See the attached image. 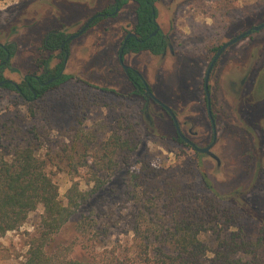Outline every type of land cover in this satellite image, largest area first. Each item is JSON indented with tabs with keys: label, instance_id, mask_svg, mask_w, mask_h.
Listing matches in <instances>:
<instances>
[{
	"label": "rangeland",
	"instance_id": "obj_1",
	"mask_svg": "<svg viewBox=\"0 0 264 264\" xmlns=\"http://www.w3.org/2000/svg\"><path fill=\"white\" fill-rule=\"evenodd\" d=\"M113 4L0 0V42L15 44L5 77L19 84L25 75L53 72L59 50L43 49L47 35L63 30L69 38ZM155 5L156 21L174 52L126 53L123 61L141 71L182 129L188 133L193 124L201 134L197 144H205L211 124L202 79L213 48L263 22L264 0H156ZM133 8L129 1L71 38L62 73L73 77L41 98L26 102L0 85V155L12 158L16 148L32 144L62 202L74 183L94 188L47 241L50 250L95 264H145L142 257L153 250L152 244L145 250L146 236L169 221L165 192L176 191L173 204L183 203L182 190L209 194L203 175L220 203L238 213L245 235L255 236L264 225V75L255 85L264 61V27L229 46L212 76L217 142L210 157L180 143L158 105L150 102L152 122L145 118V100L132 92L118 60L120 41L136 22ZM252 55L259 60L245 73ZM245 74L238 92L231 81ZM34 125L35 131L28 129ZM117 134L131 138L135 147H120ZM42 214L38 205L19 227L0 236V264L26 258L31 241L41 234Z\"/></svg>",
	"mask_w": 264,
	"mask_h": 264
},
{
	"label": "trees",
	"instance_id": "obj_2",
	"mask_svg": "<svg viewBox=\"0 0 264 264\" xmlns=\"http://www.w3.org/2000/svg\"><path fill=\"white\" fill-rule=\"evenodd\" d=\"M129 1L134 7L137 35L126 39L121 49L122 55L143 49H148L154 54L162 53L168 44L167 36L160 31L152 35L157 25L156 0H114V4L104 10L113 11L116 7L119 9ZM99 19L100 17L95 18L90 26ZM68 36L63 30H53L43 40L44 50H59L60 62L53 72L45 69L40 75L41 81L62 70L69 51L70 41L66 39ZM219 46H214L213 50L216 51ZM14 49V43L0 45V59H5L7 54L11 56ZM3 67L0 65V81L4 79ZM124 72L132 83V92L143 95V84L136 71L129 67ZM72 77L71 74L61 73L58 79L41 85L34 75H27L18 87L10 80H5L3 86L16 90L26 102H30L41 98L47 90ZM35 128V125L28 127L31 131H35ZM177 139L180 143L188 145L179 135ZM115 142L120 147L125 145L127 149L135 147L131 138H124L121 134H117ZM203 178L205 187L210 190L209 194L199 195L182 190L180 198L183 203L173 204L176 191L170 188L165 192L170 211L169 221L164 228L151 231L154 232L151 238L146 236L145 250L151 244L153 250L150 254H144L143 263L264 264V225L255 236L245 235L238 223V213L230 206L222 205L211 183L204 175ZM98 186L99 183L96 184V187ZM93 191L94 188L83 190L74 183L66 190L65 202H62L58 196L56 182L46 172L43 160L36 155L30 143L16 148L12 158L0 155V236L19 227L27 214L38 205L43 208L40 236L31 241L26 258L14 264H95L65 257L60 254L62 251L59 249L50 250L47 241ZM199 197L201 198L198 201Z\"/></svg>",
	"mask_w": 264,
	"mask_h": 264
},
{
	"label": "flooded vegetation",
	"instance_id": "obj_3",
	"mask_svg": "<svg viewBox=\"0 0 264 264\" xmlns=\"http://www.w3.org/2000/svg\"><path fill=\"white\" fill-rule=\"evenodd\" d=\"M106 9V8H105ZM117 11H118V8L116 7L113 11H105L104 9L102 10V12H99V14H101V15H98V16H95V15H93V16H95L94 18H92V20L90 21V23L95 19V18H97V17H108V16H113V15H115L116 13H117ZM98 14V13H97ZM92 16V17H93ZM91 18V17H90ZM90 18H88L87 19V21L90 19ZM86 21V22H87ZM85 22V23H86ZM264 22V21H263ZM84 23V24H85ZM90 23L88 24V26L87 27H89L90 26ZM136 23V22H135ZM156 23H157V21H156ZM262 23V22H261ZM83 24V25H84ZM86 27V28H87ZM253 26H251L250 28H247L246 30H248V29H251ZM264 27V26H263ZM263 27H261V28H263ZM86 28L84 29V31L86 30ZM156 28H157V30H156ZM260 28V29H261ZM80 30V29H79ZM78 30V31H79ZM156 30V31H155ZM155 32L153 31L152 32V35H155L157 32H161L163 35H165L162 31H161V29H160V27H159V25H158V23H157V25H156V27H155ZM259 30V29H258ZM77 31V32H78ZM83 31V32H84ZM245 31V30H244ZM254 31H256V30H253V31H251L249 34H251L252 32H254ZM77 32H75L74 34H72L71 36H73L74 35V37H72V38H75V37H78L79 35H81L82 33H80L79 35H75ZM129 32H131V33H133V35H130V36H136L137 34H136V32H135V24H134V26H133V28H132V30L131 31H129ZM129 32H127L125 35H124V37L121 39V41H120V44H119V47H118V55H119V52L121 51V49H122V47H123V45H124V43H125V41H126V39L128 38V37H130V36H128V33ZM243 32V31H242ZM241 33V32H240ZM239 33V34H240ZM249 34H247V35H249ZM70 35V34H69ZM238 35V34H237ZM246 35V36H247ZM166 36V35H165ZM236 36V35H235ZM235 36H233V37H235ZM246 36H244V37H246ZM232 37V38H233ZM243 37V38H244ZM232 38H230L229 40H231ZM243 38H241V40L243 39ZM67 40H71V39H68V37L66 38ZM229 40H227V41H229ZM240 40V39H239ZM167 41H168V44H167V46L165 47V49H164V51L162 52V53H160V54H154V53H152L151 51H149L148 49H143V50H140V51H138V52H128V53H140V52H142V51H147V52H149V53H151V54H153V55H159V56H164L165 55V53L169 50L170 52H174L173 50H172V46H171V44H170V40H169V38L167 37ZM227 41H225V42H227ZM238 41V40H237ZM237 41H235V42H237ZM225 42H223V43H221L220 44V46H219V48L222 46V44H224ZM235 42H232L231 44H229V45H227L222 51H221V53L218 55V57L216 58V60H215V62H214V64H213V66H212V68H211V70H210V73H209V76H208V80H207V91H208V93H209V99H210V102H209V106H210V111H211V115H212V118H213V120H214V125L212 124V122H211V118H210V116H209V113H208V110H207V115H208V118H209V120H210V124H211V138H210V140H209V142H207V143H205V144H200V145H198L197 144V140L198 139H200V136H201V134H200V132H199V130H196V129H193V124L191 125V127L187 130L188 131V133H186L183 129H182V124H181V122L179 121V119H178V117H177V114L175 113V111L171 108V107H169L171 110H172V113H173V115L175 116V119H176V122H177V124H178V126H179V129H180V131L182 132V134L185 136V137H187L191 142H193L194 144H195V146H197V147H206V146H209V152H211L212 154H209V153H207V152H200V151H197L196 149H195V147L192 145V144H190L189 142H187L186 140H184V138H182L180 135H179V133H178V131H177V128H176V126H175V122H174V119H173V116H172V114H170V112H168L167 111V109L164 107V105H166L161 99H159L155 94H154V92H153V90H152V86L146 81V79L144 78V75L141 73V71L136 67V66H129V65H127V64H125L124 63V61H123V63L126 65V67H124L123 66V64H122V69H123V71L124 70H127L129 67L130 68H132L133 70H135L136 71V73L139 75V78L141 79V81H142V84H143V89H144V92H143V95H140V96H142L143 98H144V100H145V103H146V105H145V108H144V116H145V118L151 123L152 122V118H151V113H152V110H153V106L151 105V103H153V104H156V105H158L160 108H162L166 113H167V115L171 118V120H172V122H173V124H174V127H175V130H176V133H177V135H179L183 140H184V142L186 143V144H188V145H190L191 147H193L194 148V150L196 151V152H200V153H203V154H206V155H208V156H210V157H214V151H213V147H214V145H215V143L217 142V130H216V121H215V116H214V114H213V111H212V98H211V91L213 90V88H214V86H212V83H214V81L212 80V76H213V74H214V72H215V69L217 68V66H218V63L220 62L219 60H220V58L222 57V55H223V53L228 49V47L229 46H231L233 43H235ZM1 44L0 45H4V44H6V43H2V42H0ZM8 43V42H7ZM218 48V49H219ZM218 49L216 50V51H214V53H213V55L211 56V58H210V60H209V62H208V65H209V63L211 62V60L213 59V57H214V55L216 54V52L218 51ZM126 54V53H125ZM124 54V55H125ZM123 55V56H124ZM9 58H10V55L9 54H7L6 55V57H5V59H0V65H3L4 67H3V70H2V75L4 76V79H2V80H11V79H9V78H7V77H5V75H4V70H5V68H6V66H9V64H7L8 63V60H9ZM252 59L248 62L249 64H245L244 65V67L246 68V70H245V73H247L248 72V69L250 68H252V66H251V64H253V63H255V62H258L257 60H259V56H256V55H252V57H251ZM254 59V60H253ZM118 60H119V56H118ZM227 60H229V59H227ZM241 61V60H240ZM119 62H120V60H119ZM244 61H241V63H243ZM121 63V62H120ZM245 63H247V62H245ZM208 65H207V67H208ZM64 67V66H63ZM207 67H206V70H207ZM54 70H55V68H54ZM53 70V71H54ZM62 70H63V68H62ZM62 70L60 71V73H56V74H54V75H50V76H48L47 78L48 79H45L44 81H41L40 80V75L44 72H42V73H40V74H32V75H34V77L36 78V80L41 84V85H46V84H49L50 82H52V81H54L55 79H58V77H59V75L62 73ZM206 70H205V72H204V76H203V79H202V89H203V93H204V100H205V104H206V108H207V96H206V91H205V81H204V77H205V73H206ZM125 73V72H124ZM125 75H126V73H125ZM264 75V61L263 60H260V64H259V70H258V76H257V80H256V83L257 84H255L257 87L259 86V85H261L260 83V81H261V76H263ZM26 76L27 75H25L24 76V78H23V80H25L26 79ZM127 76V75H126ZM246 74L244 75V76H238L237 77V79H234V80H232L231 81V84L238 90V92H240L241 91V89H242V85L246 82ZM1 80V81H2ZM12 81V80H11ZM130 81V80H129ZM12 83L14 84L15 82H13L12 81ZM131 83V82H130ZM146 83V84H145ZM28 84H29V82H28ZM14 85H17L16 87H18V84L16 83V84H14ZM131 86H132V83H131ZM146 87H148V89H149V91L151 92V94H149V92H148V90H147V88ZM256 87V88H257ZM132 90H133V86H132ZM153 95V96H152ZM151 102V103H150ZM208 109V108H207ZM189 134V135H188Z\"/></svg>",
	"mask_w": 264,
	"mask_h": 264
},
{
	"label": "water",
	"instance_id": "obj_4",
	"mask_svg": "<svg viewBox=\"0 0 264 264\" xmlns=\"http://www.w3.org/2000/svg\"><path fill=\"white\" fill-rule=\"evenodd\" d=\"M98 15H101V14H96L95 16H98ZM95 16H93V17H91L81 28H80V30L75 34V35H79L80 33H82L83 31H84V29L88 26V24L90 23V21L92 20V18H94ZM264 26V22H262V23H260V24H258V25H255V26H253L251 29H248V30H245V31H243V32H241L240 34H238V35H236L235 37H233L231 40H229V41H227V42H225L224 44H222V46L218 49V51L216 52V54L214 55V57H213V59L211 60V62L209 63V65H208V67H207V70H206V73H205V77H204V81H205V91H206V96H207V110H208V113H209V116H210V118H211V122H212V124L214 125V120H213V118H212V115H211V111H210V106H209V102H210V99H209V93H208V91H207V80H208V76H209V73H210V70H211V68H212V66H213V64H214V62H215V60H216V58L218 57V55L221 53V51L227 46V45H229V44H231L232 42H235V41H237V40H239V39H241V38H243L244 36H246L247 34H249L251 31H253V30H258V29H260L261 27H263ZM156 30H157V28H156ZM155 30V31H156ZM154 31V32H155ZM130 35H133V33H131V32H129L128 33V36H130ZM72 37H74V35L73 36H70L68 39H71ZM1 44V43H0ZM119 60H120V62H121V64H123V66L124 67H126V65L123 63V55H122V53H121V51L119 52ZM4 81L5 80H2V81H0V85L1 84H3L4 83ZM11 81V80H10ZM14 84H16V83H14ZM146 84V83H145ZM15 86H17V85H15ZM147 88V90H148V92H149V94H151V92L149 91V89H148V87H146ZM153 96V95H152ZM164 107L167 109V111L168 112H170V114H172V116H173V119H174V122H175V126H176V128H177V131H178V133H179V135L182 137V138H184V140H186L187 142H189L190 144H192L194 147H195V149L197 150V151H200V152H207V153H209V154H212L211 152H209V146H206V147H197V146H195V144L193 143V142H191L187 137H185L183 134H182V132L180 131V129H179V126H178V124H177V122H176V119H175V116L173 115V113H172V110L167 106V105H164Z\"/></svg>",
	"mask_w": 264,
	"mask_h": 264
}]
</instances>
